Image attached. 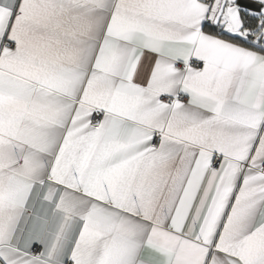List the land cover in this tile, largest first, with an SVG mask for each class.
<instances>
[{
	"label": "snow or ice",
	"instance_id": "snow-or-ice-1",
	"mask_svg": "<svg viewBox=\"0 0 264 264\" xmlns=\"http://www.w3.org/2000/svg\"><path fill=\"white\" fill-rule=\"evenodd\" d=\"M0 264H264V0H0Z\"/></svg>",
	"mask_w": 264,
	"mask_h": 264
}]
</instances>
